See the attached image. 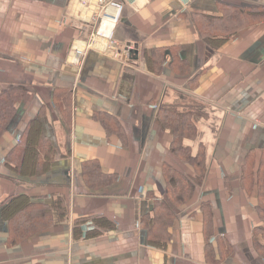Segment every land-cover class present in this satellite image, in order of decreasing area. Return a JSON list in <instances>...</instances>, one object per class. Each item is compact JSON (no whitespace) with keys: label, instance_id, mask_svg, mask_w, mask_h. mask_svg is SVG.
I'll return each mask as SVG.
<instances>
[{"label":"crops","instance_id":"1","mask_svg":"<svg viewBox=\"0 0 264 264\" xmlns=\"http://www.w3.org/2000/svg\"><path fill=\"white\" fill-rule=\"evenodd\" d=\"M88 1L0 0V94L24 95L0 139V264H264V0H117L112 41L75 64L115 13ZM169 107L194 116L206 174L158 246L170 173L196 176Z\"/></svg>","mask_w":264,"mask_h":264},{"label":"trees","instance_id":"2","mask_svg":"<svg viewBox=\"0 0 264 264\" xmlns=\"http://www.w3.org/2000/svg\"><path fill=\"white\" fill-rule=\"evenodd\" d=\"M235 17H230L233 20ZM220 23L208 26L209 32H214L219 28ZM24 95L17 89L10 90L6 93L0 94V139L5 134L9 124L13 120L18 103L22 100ZM192 113H183L177 109V107H169L163 110L162 119L165 125L171 128L175 133V141L173 143V153L184 161L190 163L196 170V176L192 179L184 177L177 172L170 173L173 176L176 183V187L173 188L169 185L167 191L168 200L157 201L155 204V217H154V229L151 233L153 242L155 244L164 245L165 238L168 236L169 229L175 222L174 210L184 206L188 200L193 196L195 185H200L205 178L206 165H205V153L201 150L197 155H193L190 150L184 147L186 140H192L197 133V128L194 122V116ZM36 146V130L33 132L30 139V145L27 150V159H34V148ZM11 209H14L13 206ZM264 220V203L263 208L260 211ZM34 221L26 217L23 220L21 227L28 228ZM209 222L208 224H210Z\"/></svg>","mask_w":264,"mask_h":264},{"label":"built area","instance_id":"3","mask_svg":"<svg viewBox=\"0 0 264 264\" xmlns=\"http://www.w3.org/2000/svg\"><path fill=\"white\" fill-rule=\"evenodd\" d=\"M76 1L80 2L81 6L86 11L89 10L90 6L92 5V3L89 2L88 0H76ZM105 1H109L108 6L113 8L115 10V13H114V15H110L108 12H106L105 14H102V12H101L102 15L100 14L101 17L98 18V19H100L102 21V26L104 25L103 21H106V20H110V21L113 22V23L112 22H110V23L115 24L118 21V19L120 17V14H121V12L123 10V7L120 4H117L116 2H114L112 0H98V2L101 3V4L104 3ZM95 17H96V15H95ZM95 17H93V19L97 18V17L96 18ZM111 30H112V28L109 29L108 32L105 31L106 35H103L102 32H104V31H101V29H100L99 32L97 33V35L98 36L101 35L103 37H107V38H109L111 40L112 39V31ZM97 35H93L89 39L90 42H83L82 46L75 48L74 53H73L74 54V59H75V61H74L75 64L81 63V61L85 58V56L89 52V49H90L91 44L93 42V39L95 37H97ZM111 44H112V47L115 46L114 42H111Z\"/></svg>","mask_w":264,"mask_h":264},{"label":"rangeland","instance_id":"4","mask_svg":"<svg viewBox=\"0 0 264 264\" xmlns=\"http://www.w3.org/2000/svg\"><path fill=\"white\" fill-rule=\"evenodd\" d=\"M114 2H116L117 4H120L122 7H123V5L121 4V3H119L117 0H114ZM79 3V5L81 6V3L80 2H78ZM81 8H82V6H81ZM96 14V13H95ZM95 14H93L94 15V17H95ZM98 18H96V23H95V25H96V27L98 26V24H99V26H101V24H102V22L100 21V22H98ZM97 32V29L95 28V31H94V35H95V33Z\"/></svg>","mask_w":264,"mask_h":264},{"label":"bare ground","instance_id":"5","mask_svg":"<svg viewBox=\"0 0 264 264\" xmlns=\"http://www.w3.org/2000/svg\"><path fill=\"white\" fill-rule=\"evenodd\" d=\"M107 24H108L109 26H111L112 23L109 22V23H107Z\"/></svg>","mask_w":264,"mask_h":264}]
</instances>
